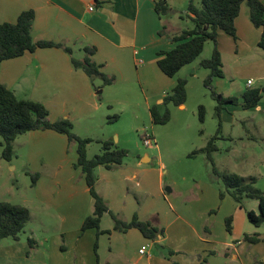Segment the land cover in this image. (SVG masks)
<instances>
[{
    "label": "rangeland",
    "instance_id": "1",
    "mask_svg": "<svg viewBox=\"0 0 264 264\" xmlns=\"http://www.w3.org/2000/svg\"><path fill=\"white\" fill-rule=\"evenodd\" d=\"M193 4L199 6L200 0L193 1ZM242 5L246 7L244 2ZM171 23L182 26L183 23H188L192 26L189 17L179 16L178 13L172 14ZM229 45L233 47V43ZM212 48V41H206L201 54L171 77L175 82L178 78H185L187 81L186 100L182 107L171 102H158V98H163L166 93L154 95L155 89L151 87L156 84H145L144 95L136 81L128 84L113 82L98 88L101 92L94 98L96 108L94 103L88 104V99H72L65 109L50 115V118L56 120L68 119L74 134L90 138L86 146L87 158L99 153L104 141L111 142L113 147L128 150L120 165L110 169L99 165L94 169L97 178L95 190L106 201L110 210L120 218L124 217L129 208L128 212L133 208H145V220L165 227L164 235H168L160 241L161 243H152L147 250L163 251L166 258H171L170 261L177 264L185 263L186 253H170L169 247L177 246L180 250L191 252L197 244L202 243L183 222L189 221L195 225L201 223L203 229L207 226L217 236L224 232V219L234 199L214 173V167L218 171L254 176V185L264 190V93L258 107L243 109L240 104H225L218 117L215 112L217 101L203 83L209 70L200 65L201 59L211 55ZM259 53L244 56H234L232 53L225 55V73L223 71L221 78L212 79V88L223 96H234L239 100L241 94L249 87L248 79L253 81L250 88L264 90V81L258 78V74L264 71L256 68L264 52ZM173 86L168 85L166 92L170 93ZM152 105H158L161 110H169L170 119L167 123H152L149 112ZM200 105L204 108L203 121L198 117ZM218 120L221 125L215 140L217 150L212 153L210 161L200 148L216 134ZM145 135L152 137L151 146L143 144ZM34 136L36 134L27 131L14 139V154L11 160L1 156L3 146H0V202L23 205L30 212V219L17 239L8 236L0 240V264H36L27 241L31 230H34L35 237L40 239L48 234L52 242H59L60 247L63 237L72 235L73 240L81 239L84 242V262L89 264L91 257L95 259V242L97 256L107 251L108 247L112 248L113 243L108 235L97 234L95 229L80 232L78 228L81 221L77 222L73 217L61 227L53 210L50 207L44 208L46 205L42 204L37 196L41 191V183L46 184L47 176L40 173L48 168L45 164L49 160L47 155L58 157V146L55 144L47 154L46 149L35 152L32 148ZM143 155L146 156L145 163L140 162ZM65 156H60V162H72L62 181V187H85L80 168L73 166L76 160L74 142L69 143L67 140ZM138 169L142 172L134 176ZM31 173H38L36 180L40 179L39 184H32ZM220 192L223 193L222 197L219 196ZM90 200L92 201V198L88 193L84 204ZM77 209L71 205L68 213L77 212ZM40 214L47 221V227H43L39 222L40 218L36 215ZM101 219V228L113 224L108 213ZM71 228H74L72 233ZM52 252L59 253L57 264H68L67 260L71 254L65 252V248L59 249L57 246ZM53 253L52 261L57 257Z\"/></svg>",
    "mask_w": 264,
    "mask_h": 264
},
{
    "label": "crops",
    "instance_id": "2",
    "mask_svg": "<svg viewBox=\"0 0 264 264\" xmlns=\"http://www.w3.org/2000/svg\"><path fill=\"white\" fill-rule=\"evenodd\" d=\"M159 1L169 7L167 14L159 15L155 11V4ZM193 1L195 0H0V22H14L23 9L31 8L35 13L31 29L34 41L43 39L63 42L71 48L72 56L79 59L84 56L83 47L93 45L96 47L93 60L101 65L100 70L103 73L114 76L115 82L128 84L136 81L140 84L144 95L145 84H156L151 87L155 89L154 95H161L167 94L166 87L173 86L175 81L157 66L156 61L159 57L157 51L172 48L175 44L172 37L184 29L193 27L192 21V26L188 23H183V26L171 23L172 14L178 13L179 16L189 17L187 6ZM91 4L94 5L93 10L88 9ZM235 27L237 40H233L221 31L217 36L224 73L225 55L229 53L234 56L251 53L258 55L259 52H264L257 44L261 28L253 26L250 22L247 6L241 4L240 12L235 19ZM231 43L233 47L229 45ZM70 58L67 52L57 47L25 51L18 57L0 63V82L11 89L17 98L42 103L48 110L49 120L55 121L56 118H50L51 113L65 109L70 100L88 99L90 100L88 104H95L94 98L101 92L96 89L101 85V79L95 78L91 81L82 69L73 68ZM256 68L264 71V55ZM258 78L264 81V72L259 73ZM162 101L163 98H158V102ZM259 103L252 108L258 107ZM179 106L182 107L183 104ZM96 107L95 104L94 108ZM31 132L36 134L32 139V148L35 152L46 149L47 154L55 144L58 146V157L47 155L49 160L45 164L48 168L43 173L39 172L47 176V182L41 183V191L38 192L37 198L46 205L43 206L44 208L50 207L53 210L61 227L72 217L77 222L81 221L79 225L81 226L83 218L87 215L86 211H91L92 201L84 204L86 194L89 193L85 180V187L81 189L62 187V181L72 162L69 160V164H64L59 159L60 156L66 157L67 137L51 129L31 130ZM145 157L143 155L140 162L145 163ZM140 172L142 170L138 169L133 175H138ZM39 182L40 179L36 180V184ZM71 205L78 208L77 212L68 213ZM246 209L258 213L257 200L245 199L242 207L235 201L230 203V210L225 217H232V229L226 232L224 224V232L221 236L211 232L207 226L203 229L201 223L195 225L189 221L183 222L193 230L197 240L202 243L197 244L191 252L180 250L177 246L169 247L168 252L173 254L185 252L187 257L185 263L188 264H264L263 223L258 227L251 224L246 217ZM128 211L124 214V219L129 220L133 214H136L140 220H145V208L138 210L133 208ZM36 216L40 218L41 225L47 227V221L41 214ZM101 229L109 230L108 233L102 234L109 236L113 247H108L107 251L98 254L95 259L91 257L89 264H172L171 258H166L163 251L147 250L152 243H161V240L168 237L167 234L163 233L156 239L149 240L137 228L119 232L113 229V224H110ZM70 231L72 233L74 228ZM254 232L258 234L259 241L248 242L243 239L245 233L251 235ZM35 235L34 230H31L28 238L34 241L30 248L36 264H57L59 253L52 252L57 246L59 249L65 248V252H70L68 264H88L87 261L84 262V242L81 239L73 240L72 235L63 237L60 247L59 242H52L48 234L43 235L42 239ZM142 247L144 252L140 253L139 249ZM52 253L57 256L54 261L51 260Z\"/></svg>",
    "mask_w": 264,
    "mask_h": 264
},
{
    "label": "trees",
    "instance_id": "3",
    "mask_svg": "<svg viewBox=\"0 0 264 264\" xmlns=\"http://www.w3.org/2000/svg\"><path fill=\"white\" fill-rule=\"evenodd\" d=\"M243 2L247 6L248 17L252 25L261 28L257 44L264 51V2L262 0H200L199 6L189 3L187 12L193 22V27L184 29L178 35L172 37V41L175 42L172 48L157 51L159 56L156 61L157 66L166 76L172 77L184 65L191 63L201 54L206 41H212L211 55L208 58L201 59L200 65L209 70L203 83L217 101L215 112L218 117L223 105L240 104L243 109H249L257 105L264 93L263 89L248 87L241 94L239 100L234 96H223L211 86L213 78L223 77L221 53L217 47L218 32H224L233 40H237L235 19ZM155 11L159 15L167 14L169 7L164 2L159 1L155 4ZM34 16V10L28 8L23 9L14 22H0V63L3 60L18 57L25 51H34L36 48L57 47L62 48L70 55L73 68L82 69L91 81L95 78L101 79V85L96 89L115 82V77L103 73L100 70L101 65L93 60L92 56L96 51L95 46H84V56L79 59L72 56L71 48L63 42L43 39L34 41L31 36ZM186 82L185 78H178L170 93L163 97V103L183 104L186 100ZM149 112L152 123L165 124L170 119L167 108L161 110L158 105H152L149 107ZM198 117L200 121H203L204 108L202 105L198 107ZM220 125L218 120L216 134L208 139L205 146L200 148L210 161H212V153L217 150L215 140L218 137L217 133L220 130ZM44 129H51L64 134L69 143L74 142L75 144L76 160L73 166L80 168L92 198L91 213L83 218L80 232L95 229L97 234L108 233L109 230L100 228L103 214L108 213L112 218L115 231L125 232L130 228H137L149 240H154L158 235L164 233L162 226L152 224L149 220H140L136 214H133L129 220L120 218L110 210L106 201L95 190L97 178L94 169L99 165L107 169L120 165L128 154L127 149L113 147L111 142L104 141L101 151L92 158H87L86 146L90 142V138L74 134L72 124L68 119L62 118L50 121L48 110L42 103L29 99H19L11 89L0 82V137L2 138L0 146H3L1 156L6 160L12 159L14 154L12 142L18 135L31 130ZM213 171L221 179L228 193L239 206H243V200L245 199L257 200L259 212L255 213L251 209H246V217L255 227L264 223V190L254 185L255 177L218 171L215 167ZM30 176L31 182L34 184L38 178V173H31ZM219 196L222 197L223 193L220 192ZM29 219L30 212L26 206L5 201L0 202V240L8 236L17 239L18 234L23 230ZM231 220V216L224 219L227 232L232 229ZM257 235L256 232L251 235L245 233L243 239L248 242H257L260 240ZM27 241L29 246L32 247L33 239L28 238ZM96 250L97 243L95 242L93 251L97 258ZM172 264H177V262L172 261Z\"/></svg>",
    "mask_w": 264,
    "mask_h": 264
},
{
    "label": "built area",
    "instance_id": "4",
    "mask_svg": "<svg viewBox=\"0 0 264 264\" xmlns=\"http://www.w3.org/2000/svg\"><path fill=\"white\" fill-rule=\"evenodd\" d=\"M88 9L89 10H93L94 9V5L93 4L89 5L88 6ZM251 83H252V80L251 79H248L247 80V85L249 86ZM143 144L145 146H151V144H152V137L150 135H145L143 137ZM139 252L140 253H143L144 252V247H142L141 249H139Z\"/></svg>",
    "mask_w": 264,
    "mask_h": 264
}]
</instances>
